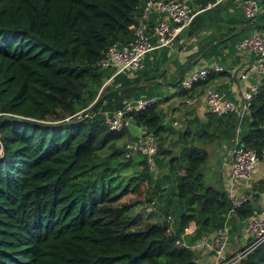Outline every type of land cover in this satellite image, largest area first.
Returning <instances> with one entry per match:
<instances>
[{
  "label": "trees",
  "instance_id": "trees-1",
  "mask_svg": "<svg viewBox=\"0 0 264 264\" xmlns=\"http://www.w3.org/2000/svg\"><path fill=\"white\" fill-rule=\"evenodd\" d=\"M143 1L0 0V264H197V253L175 241L191 244L222 225L228 201L224 190L203 182L205 149L189 144L170 155L162 147L160 93L153 80L167 47L155 59L149 57L155 51L147 55L136 73L114 75L98 93L112 69L97 62L109 44L131 40L129 26ZM207 1L214 0H192L202 6ZM231 1L203 9L179 33L213 31L215 36L198 44L203 56L247 34L250 21L226 10ZM135 83L142 85L115 91ZM143 97L155 101L128 114L134 126L156 136L154 160L162 170L156 177L142 155L124 156L118 141L128 129L115 131L103 123L104 111ZM248 107L238 142L260 157L264 79ZM207 115L208 137L234 133L233 113ZM139 184L168 186L159 196L161 213L140 225L139 214L131 211L134 200H121ZM262 189L259 182L249 192L238 220L253 214L250 201ZM191 221L194 230L184 234ZM238 264H264V240Z\"/></svg>",
  "mask_w": 264,
  "mask_h": 264
},
{
  "label": "built area",
  "instance_id": "built-area-1",
  "mask_svg": "<svg viewBox=\"0 0 264 264\" xmlns=\"http://www.w3.org/2000/svg\"><path fill=\"white\" fill-rule=\"evenodd\" d=\"M222 0L207 1L200 5L189 0H144L135 23L129 26L132 37L126 44L113 42L104 50L97 65L101 68L112 69L109 79L105 80L102 87L116 74L134 72L144 66L146 56L151 52L156 53L162 47L172 48L177 34L190 25L193 17ZM261 1L264 0H237V7L242 17L252 21L261 11ZM151 23L149 24L148 21ZM235 46L238 51L251 55L249 63L243 68L238 77L245 79L251 73L259 78H264V31L253 28L249 33L237 40ZM222 65L201 61V64L184 73L178 79V88L189 90L194 84L203 81L209 73L224 72ZM235 73V70H231ZM258 85L250 86L244 90L238 99H230L210 86L204 90L203 100L208 112L220 115L233 113L235 116V137L232 160L227 175L224 192L228 201V208L222 214V225L212 232L202 233L198 239L188 244L183 238L175 241L176 245L197 250L200 253L211 252L217 259L212 264H238L239 261L254 247L264 240V213H253L244 219V242L230 254H224L229 240V222L237 220V209L249 198L246 190H240L243 182H248L255 170L259 159L255 150L239 143L238 130L242 119L249 112V103L257 91ZM155 101V97L140 98L136 101H127L114 110L103 112V123L111 130L119 131L130 124L129 112L143 109ZM68 118V117H67ZM66 118V119H67ZM138 134L124 144V156L140 154L144 157L149 170H155L154 155L157 148L156 136L139 127ZM1 145V143H0ZM166 233H173V219L166 216ZM193 223L185 228L184 234H190L194 228Z\"/></svg>",
  "mask_w": 264,
  "mask_h": 264
},
{
  "label": "crops",
  "instance_id": "crops-1",
  "mask_svg": "<svg viewBox=\"0 0 264 264\" xmlns=\"http://www.w3.org/2000/svg\"><path fill=\"white\" fill-rule=\"evenodd\" d=\"M226 1L227 0H222L220 2L223 3ZM231 3L232 5L227 6L226 10L228 12L236 11L235 14L240 15L241 13L237 7V0H232ZM150 23L151 19L149 21V24ZM253 28H258L264 31V1H261V11L256 15L255 19L250 21L245 27L247 33H249ZM179 35L181 36L177 39L176 46L173 45L172 48H167L166 59L163 60L162 65L159 66L161 72L159 76H157L153 80V83H155L154 85H156V88L154 90L159 91L160 93V96L156 97V99H159V101L157 102V107L158 110L161 112V125L164 127L160 132V136L164 137V140H162V147L168 149L171 153L170 155L178 154L183 146H187L189 144H194L203 147L207 152V158L205 162L200 165L199 168V171L202 175V179L207 172L208 166L213 167L211 168L213 174L208 178L209 181L203 180V182L205 184H209L221 190H224L223 188L227 175L229 173L232 160V150L234 147L235 137V124L234 133L232 129L231 133L228 135V138L224 133L221 136L215 135L208 137L206 135V132L208 131L210 133L211 130L210 127L205 128V123H208V111L205 108L203 100L204 90L207 87L213 86L225 97H228L230 99H238L244 90L248 89L250 86L258 85L264 78H259L253 75L252 73L248 75L245 79H241L240 77H238L239 72L243 68H245L250 62L249 59L251 58V55L246 52L238 51L235 46V43L231 45L228 44L223 47H218L216 51L211 52L208 56H203L204 54H202L203 52H201V48L198 47V44L202 40L201 38L203 37L204 39H209L210 36H215L213 31H202L199 32V35L197 33H195L194 35H190L187 33V31H183ZM149 57L150 59H155L157 58V53ZM201 61H207L209 63H218L222 65L225 71L220 73H214V75L205 82L194 85L191 90L187 91L186 94H180L179 92L176 93L178 85L175 86V81L173 79H176V81H178V79L184 73L193 69L195 66L201 64ZM176 65H182L181 69L176 67ZM233 69L235 70V73L231 72V70ZM137 71L138 70L131 73H136ZM163 84L174 85L175 89L172 93L164 95L162 92ZM182 95L187 96V98ZM174 96L181 98L183 97V100L174 102ZM195 96H199V98H195ZM167 99L169 100L166 101ZM195 99H197V104L200 103V107H195ZM171 102L174 103L172 105L167 106L174 107L178 103H180V106L186 109L183 112H177L175 110H170L167 112L163 111L161 107L166 104H171ZM244 118L240 123L238 134L240 131V127H243L242 122ZM139 129V127H136V135L138 134ZM208 160H213L215 162V165L208 164ZM163 162L165 163V159ZM157 169L158 168L156 167V170ZM259 182H263V189L262 191L257 192V199L251 201L259 202V208H261L260 212L264 213V149L256 163L255 170L252 173L250 180L248 182H243L241 187L239 186V189L245 191L247 190L248 193L252 192L254 186L257 185V183ZM255 192L256 190H253L252 193ZM243 224L244 219L238 220V218L236 221L229 222V240L226 246L227 249L225 248L224 254L227 255L234 252L237 247L243 244ZM192 226L194 228V223ZM231 243H233L234 250L230 251L229 245ZM203 257L204 258L200 259L196 258L197 264H200L201 260H204L203 262L207 264L213 263L211 258L206 260L207 257H205V254L203 255ZM212 257H214L213 254Z\"/></svg>",
  "mask_w": 264,
  "mask_h": 264
},
{
  "label": "rangeland",
  "instance_id": "rangeland-1",
  "mask_svg": "<svg viewBox=\"0 0 264 264\" xmlns=\"http://www.w3.org/2000/svg\"><path fill=\"white\" fill-rule=\"evenodd\" d=\"M199 35V33H197ZM202 39V38H201ZM206 63H209L207 61H205ZM101 87V86H100ZM100 89V88H99ZM174 85L171 84H163L162 85V92L164 95H168L170 93L173 92L174 90ZM99 93V90H98ZM178 95V94H177ZM185 96V95H182ZM185 98H187V96H185ZM195 98H199V96H195ZM174 102H177L179 100H183V97H177L174 96ZM169 99H167L166 101H168ZM174 102H171V104H166L163 107H161L163 109V111H177V112H183L186 108H182V106H180V103H178L176 106L174 107H170L167 105H172ZM191 104V103H189ZM195 107H200V103L197 104V99H195ZM68 118L70 116H67ZM67 117H65L64 119H66ZM67 118V119H68ZM52 119V118H51ZM66 119V120H67ZM127 134L118 141L119 145H124L127 141L130 140V138L132 139L133 135L136 134V127L133 125L132 121L130 120V124L129 126H127ZM169 145V144H168ZM174 147V146H173ZM1 152V149H0ZM208 164H214L215 162L213 160H208L207 161ZM155 167H157L156 161H155ZM211 168L208 166L207 168V172L206 174L203 176V180L204 181H209V177L212 176L213 172L211 171ZM154 173V177H156V174L158 175L160 172H162V170H160V168H158ZM168 189V186L166 188V186L164 185H160L159 189L157 186L155 185H149V186H145L144 184H139V190L138 191H130L127 195L123 196L121 198V200H134L133 202V206H132V213H138L139 214V219L140 222L138 225H140V223H142L144 220H152L158 217L159 213H161L160 207L162 206V201H164V198H159V196L161 195V193H163L165 190ZM236 246V245H235ZM233 243H231L229 245V250H234L233 249ZM227 249V248H226ZM197 253V259L200 258H204L203 255L205 254V257H207L206 260L208 259H212L213 263L215 260H217L215 257H212V253L211 252H207V253H200L197 250H194ZM197 259H196V263H197ZM204 260H201L200 264H207L203 262Z\"/></svg>",
  "mask_w": 264,
  "mask_h": 264
},
{
  "label": "water",
  "instance_id": "water-1",
  "mask_svg": "<svg viewBox=\"0 0 264 264\" xmlns=\"http://www.w3.org/2000/svg\"><path fill=\"white\" fill-rule=\"evenodd\" d=\"M141 85H142L141 83L130 84V85L119 87V88L115 89V91L121 92V91H124V90L137 88V87H139ZM0 142H1V140H0ZM233 149H234V147H233ZM250 204H251V209H252L253 212H255L256 214L260 212L261 208H259V202L251 201Z\"/></svg>",
  "mask_w": 264,
  "mask_h": 264
},
{
  "label": "clouds",
  "instance_id": "clouds-1",
  "mask_svg": "<svg viewBox=\"0 0 264 264\" xmlns=\"http://www.w3.org/2000/svg\"><path fill=\"white\" fill-rule=\"evenodd\" d=\"M1 143V142H0Z\"/></svg>",
  "mask_w": 264,
  "mask_h": 264
}]
</instances>
